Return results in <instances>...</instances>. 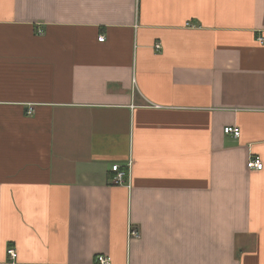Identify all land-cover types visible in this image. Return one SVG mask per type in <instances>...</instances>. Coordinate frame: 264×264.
Wrapping results in <instances>:
<instances>
[{
    "label": "crops",
    "instance_id": "0c3cea01",
    "mask_svg": "<svg viewBox=\"0 0 264 264\" xmlns=\"http://www.w3.org/2000/svg\"><path fill=\"white\" fill-rule=\"evenodd\" d=\"M261 36L264 0H0V264H264Z\"/></svg>",
    "mask_w": 264,
    "mask_h": 264
},
{
    "label": "built area",
    "instance_id": "2783aa9c",
    "mask_svg": "<svg viewBox=\"0 0 264 264\" xmlns=\"http://www.w3.org/2000/svg\"><path fill=\"white\" fill-rule=\"evenodd\" d=\"M39 34L43 33L42 29L38 30ZM100 40H104L105 36H100ZM258 41L262 44H264V37H258ZM156 50L162 49V44L157 43L155 46ZM29 114L33 113V109H29ZM225 133L227 134H233L235 137H239L241 134L240 128L236 126H228L224 129ZM248 167L251 169L256 170H262L264 168V163L261 157L259 156H251L248 161ZM130 170H131V163L128 164V166L122 167L120 164L116 163L112 166V171L115 173V175L112 177V181L115 184H130ZM129 180V183H128ZM140 234L139 230L137 228L131 227L130 228V235L134 237H138ZM8 254L10 255V258L12 260H15L17 258V252L14 248L8 249ZM96 264H112V258L110 256L99 254L95 259Z\"/></svg>",
    "mask_w": 264,
    "mask_h": 264
}]
</instances>
